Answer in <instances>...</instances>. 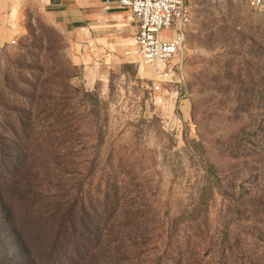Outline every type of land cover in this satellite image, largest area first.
Wrapping results in <instances>:
<instances>
[{
    "label": "rangeland",
    "instance_id": "obj_1",
    "mask_svg": "<svg viewBox=\"0 0 264 264\" xmlns=\"http://www.w3.org/2000/svg\"><path fill=\"white\" fill-rule=\"evenodd\" d=\"M251 7L199 4L186 81L161 105L154 72L124 56L129 15L70 33L40 0H0V139L19 144L20 170L49 168L47 203L80 198L87 248L109 250L93 264H264V13ZM3 199L0 264H30Z\"/></svg>",
    "mask_w": 264,
    "mask_h": 264
},
{
    "label": "trees",
    "instance_id": "obj_2",
    "mask_svg": "<svg viewBox=\"0 0 264 264\" xmlns=\"http://www.w3.org/2000/svg\"><path fill=\"white\" fill-rule=\"evenodd\" d=\"M3 143L0 139V198L2 202L5 198L2 204L9 216L15 210L7 203L8 195L20 211V219L11 216L19 255L30 258V264H93L90 256L94 251L109 253L101 246L93 251L87 248L92 218H86L80 198L75 196L66 208L62 202L47 203L50 184L45 189L36 181L49 168L29 165V169L20 170L21 158L8 154L19 150V144L12 142L7 150ZM5 182L8 183L4 188Z\"/></svg>",
    "mask_w": 264,
    "mask_h": 264
},
{
    "label": "built area",
    "instance_id": "obj_3",
    "mask_svg": "<svg viewBox=\"0 0 264 264\" xmlns=\"http://www.w3.org/2000/svg\"><path fill=\"white\" fill-rule=\"evenodd\" d=\"M108 3L113 0H106ZM129 11L133 34L132 50L125 52L141 59L156 75L153 99L166 104L172 92L165 86L186 81L187 41L196 10L201 3H223L231 0H114ZM257 13H264V0H246ZM170 34L163 36L162 32ZM13 44H17L15 40Z\"/></svg>",
    "mask_w": 264,
    "mask_h": 264
},
{
    "label": "crops",
    "instance_id": "obj_4",
    "mask_svg": "<svg viewBox=\"0 0 264 264\" xmlns=\"http://www.w3.org/2000/svg\"><path fill=\"white\" fill-rule=\"evenodd\" d=\"M44 8L53 14L55 20L63 29L70 33H76L78 30L85 29L86 26L92 25L93 21L101 17H110L116 23L125 20V16L131 20L129 11L121 9L117 2L106 0H40ZM118 25V24H117ZM131 25V23H130ZM119 27H126L127 24H120ZM131 35L133 27L131 25ZM131 37V36H130ZM131 39L129 45L124 51L131 49Z\"/></svg>",
    "mask_w": 264,
    "mask_h": 264
}]
</instances>
